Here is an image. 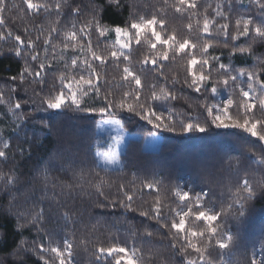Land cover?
I'll use <instances>...</instances> for the list:
<instances>
[{
    "label": "trees",
    "instance_id": "obj_1",
    "mask_svg": "<svg viewBox=\"0 0 264 264\" xmlns=\"http://www.w3.org/2000/svg\"><path fill=\"white\" fill-rule=\"evenodd\" d=\"M34 3H47L54 5L57 0H33ZM65 5L62 9L63 16L57 17L55 11L46 14L29 12L23 0H6L8 10L2 15L4 25L0 26V93L4 100L0 102V150L5 151L6 156L0 157V264H43L40 259L39 245L45 244V248L60 247L64 251L63 241L67 238L72 243L71 264H115L118 257L103 256L98 252L101 247L125 246L137 250L136 256L140 264H185V255L171 247L173 233L170 225L173 219L178 222L176 211L185 207L189 201H180L176 196L177 186L187 190L193 195L190 200L195 204V194L204 191L208 197L204 199L205 207L214 206L220 212V218L214 222L220 225L217 235L208 239L207 222L196 221L194 216L186 217V228L195 231H204V237H193L192 242L198 246H207L204 253L205 260L211 264H247L255 253L256 258L261 257L259 240L264 229V198L259 195L252 201L245 203V215L237 217L234 205L235 198L242 194L240 183L247 178L251 185L259 192L264 190V165L259 160L264 158V142L258 137H252L242 129H215L206 134L178 135L175 133L161 132L163 144L158 151H149L144 147L143 139H131L122 155L123 166L121 168H108L102 166L96 157V143L98 141L97 124L100 117L92 113H74L71 110H49L32 112L25 108L23 111L32 112L31 116L20 123L17 119L18 110L14 105L16 95L9 90L19 83L12 81L11 77L19 76L26 67L39 70L40 61H44V39L48 36V30L57 28L53 32L51 44L56 45L53 58L50 51L47 53L53 70H48L46 81L48 88L59 89V77L63 72L66 75L75 70L65 69V63L70 65L73 56H79L80 61L87 58L92 61V56L87 52V40L79 35V28L91 19L90 0H59ZM103 5L100 13L101 23L112 29L115 25L121 27L130 26L132 17L151 19L153 16L163 19L165 26L162 37L167 38L175 34L178 40L189 39L197 43L196 49H186V52L195 54L200 58V46L204 43H212L209 49L208 59L220 57V62L229 65L235 70L244 68L245 71L264 73V42L259 39L251 44L250 37L231 39L236 35L235 21L243 17L252 18L256 22L264 19L259 6L250 0H231L232 11H228L225 0H195L198 7L188 10L186 6L181 12L176 11L179 0H117V3H109L108 0H95ZM77 4L82 9L80 16L69 15L71 8ZM229 17L227 21L216 15L217 5ZM15 5L16 7H13ZM71 6V7H69ZM194 13V14H193ZM207 17L210 21V33H203V21ZM76 24L78 37L75 50L70 46L67 51L61 52L65 42V34ZM228 23V36L217 32V26ZM192 28L189 29L188 25ZM242 27V25H241ZM37 28H43V34L37 32ZM13 33L8 37V32ZM156 31H161L156 25ZM135 30H131L132 41L130 49L124 51L130 53L129 61H124L121 56L118 63L113 61L111 52L117 50L116 35L109 31L105 37L99 38L93 29L91 43L93 50L103 54L108 59L104 66L97 65L101 83L110 90L113 97L119 100L122 93L129 90L123 80V68L130 67L142 80L144 89L141 95L143 100L150 95V85L153 82L163 84V77L152 65H143L145 57L155 55L164 48L157 44L156 49L151 48L150 42H155L151 36V30L142 32L140 43L137 44L134 36ZM16 34L37 41L40 60L32 61L28 57L25 64V55L17 58L13 49L17 46L14 39ZM83 39L84 51H80L79 41ZM227 39L228 46H224ZM99 46L97 47V44ZM251 44V53H233V45L247 47ZM171 56V52H170ZM190 56L179 54L175 60L164 61V73L171 79L177 76L181 80L176 85L178 99L167 105L176 112L175 119L187 121L188 117H198L202 122L207 112L201 107V101L207 96L209 105H219L223 100L231 96L234 106L230 109L233 116L243 113L238 107L243 101L239 88L233 90L231 86L225 87L218 84V94H197L190 89L181 87L183 78L187 73V60ZM215 64V61H212ZM194 70H199V65ZM235 74V73H233ZM216 72L213 70L215 80ZM31 79V77H29ZM246 81L247 77H241ZM67 82V81H66ZM132 87H135L134 84ZM171 87V85H169ZM243 87L247 89V84ZM47 90V89H46ZM30 94V93H29ZM103 94V91H102ZM249 103H256L257 108L252 112L255 119L264 121V113L259 109V99L264 98V93L259 91L250 93ZM11 95V103L7 97ZM87 104L97 103L91 94L84 98ZM191 105V107L189 106ZM118 118H122L124 127L133 132L149 133L153 131L151 125L126 111L118 112ZM252 118V117H250ZM211 118L209 117V120ZM40 121H47L52 131L42 127ZM242 121V115H241ZM259 131V126H258ZM4 142L8 147L4 148ZM23 149V153H21ZM83 162V163H82ZM47 169L48 176L43 172ZM14 181V183H10ZM154 184L153 189L145 187L146 184ZM102 184L103 196L98 194L96 185ZM134 196L133 207L138 209L154 206L159 198L162 207V219L160 222L141 217L137 212L125 211L119 206L113 208L112 201L123 200L124 195L120 186ZM11 193V196H9ZM14 197V199H12ZM104 203L107 207L101 208ZM44 210L42 221L43 231L37 233L36 227L25 226L24 220H17L16 214L25 213L30 220L33 215ZM67 215V219H65ZM168 225L163 227L162 225ZM39 227V225H37ZM148 232L152 235L149 236ZM221 232L233 234L240 241L239 247L229 245L228 249H220L216 239L221 238ZM35 242V244H33ZM22 248L30 250L27 253ZM67 257V252L65 251ZM44 258L50 264H59L54 253L45 251ZM189 259L199 261V255L192 249H188Z\"/></svg>",
    "mask_w": 264,
    "mask_h": 264
},
{
    "label": "snow or ice",
    "instance_id": "obj_2",
    "mask_svg": "<svg viewBox=\"0 0 264 264\" xmlns=\"http://www.w3.org/2000/svg\"><path fill=\"white\" fill-rule=\"evenodd\" d=\"M111 3H117V0H108ZM250 2L255 3L259 6V9L264 15V0H250ZM24 5L29 12L39 14L43 11L46 14H51L55 11L56 16L59 18L63 16L62 9L65 7L62 3L57 0V2L52 4L47 3H34L33 0H23ZM91 3V19L87 20L80 28L79 35L83 39L87 40V52L91 54L92 61H89L87 58L80 61L79 56H73L70 60V65L65 63V69L75 70L74 72L66 75L61 73L59 77V89L48 88L46 75L48 70H55L51 62L45 63L48 61L50 48L49 45L53 39L52 33L57 32V28L52 27L48 30V36L44 39V48L43 51L46 54L44 61H40L39 70L32 69L31 66H26L20 73L19 76L11 77L12 81L19 80V83L16 84L9 91L16 95L15 109L18 110L17 119L20 123H24L25 119L31 116L32 112L36 111H45L49 110H71L74 113H92L96 114L101 118V121H97V127H99L100 122L105 124H115L121 128L124 126L122 123V118L117 119V113L126 111L130 114H133L139 118L141 121H145L148 125H151L153 131L149 132V136L156 137L161 132L175 133L178 135H194V134H206L215 129H229L236 128L242 129L244 132L249 133L252 137H258L259 141L264 142V121L260 119H255V114L252 112L253 109L257 108L256 103L247 102L250 99V93L256 92L257 87L261 93H264V73H258L254 71H245L244 68H240L238 71L234 68H231L229 65H226L220 62V57H212L210 61L208 59L209 49L213 47L212 43H204L200 46V58H197L195 54L186 52V49H196L198 47L197 43H193L189 39L178 40L176 35H170L167 38L162 37V31L165 26V21L163 19H157L156 16H153L151 19L140 18L139 21L135 16L132 17L130 26L121 27L115 25L112 29L105 27L100 20V13L103 11V5L98 4L95 0H90ZM225 3L228 5V11H232V2L231 0H225ZM179 5L176 7L177 12L184 10L183 6H186L188 10H195L198 5L195 0H179ZM117 6L118 3H117ZM13 7H16L13 5ZM71 7V6H69ZM222 6L217 5L215 10L216 15L221 19L227 21L228 16L224 14L221 10ZM8 10L6 0H0V26H3L5 21L3 18V13ZM82 14V9L79 4L74 8H71L69 15L80 16ZM194 14V13H193ZM213 21H210L205 17L203 21V33H210V24ZM156 25H159L161 31H156ZM242 25V27H241ZM236 26V35H233L231 39L237 40L239 37H250L251 33H254L251 36V44H254L257 39L261 42H264V19L259 22H256L252 18H243L240 17L235 21ZM189 29L192 28V25H188ZM228 23L217 26L216 31L222 32L225 37L228 36ZM93 29L98 34L99 38L105 37L109 31H114L116 35V44L120 46L119 50H113L111 52V57L113 61L118 63L121 56L124 61H129L130 53H125L124 49H130V39L128 42L121 40V37L130 38L132 33L131 30H135L134 36L137 44L140 43V37L142 32L151 30V36L155 42L151 43V48L156 49L157 44L163 46L164 50L157 52L155 55L145 57L142 61L143 65H152L154 68H150V71H156L160 77H163V84H158L153 82L150 85V95L146 96L143 100L141 95L144 89L141 77L134 72L130 67L125 66L123 68V80L128 85L129 90H126L122 93L119 100H116L113 97V94L110 90L105 87V83H101L100 73L97 72V65L95 61H99L100 66H104L108 63L107 57L101 53H97L93 50L91 43V36L93 34ZM37 32L43 34V28H37ZM13 33L8 32V37H12ZM78 37V32L76 24H72L71 31L65 34V42L63 44V50L61 52V58H63V51H67L71 46L73 50L76 49V42ZM0 38H3L0 35ZM14 39L17 43V46L13 49L14 54L17 58H20L22 55H25V64H28V57L32 61H39L40 55L37 49V41L40 39V36L36 37V40L28 39L27 41L21 37V35L16 34ZM83 39L79 41L80 51H84ZM249 44L247 47L240 45H233V53L239 52L241 54L251 53L252 47ZM99 43L97 44V47ZM224 46L227 47V39L224 41ZM56 50V45L51 44V52L53 53V58ZM171 52V56H170ZM183 53L186 56H190L187 60V73L183 78L182 89L187 88L192 90L197 94H207L211 93L212 95L218 94V84H223L226 88L231 86L233 90L239 88L240 96L242 98V103L238 106L244 111L242 114L233 116L230 113V109L234 106V100L229 96L226 100L222 101L221 104L209 105L207 103V96L201 101V107L207 112V116L202 122L198 117L189 116L187 121L177 120L176 112L173 108L167 107L172 101L178 99L176 85L181 84V80L177 76H173L171 79L164 73V61L169 59L175 60L179 54ZM212 61L216 63L213 64ZM199 65V70H194L196 66ZM213 70L216 72L215 80L213 78ZM235 73V74H233ZM247 77L246 81H241V77ZM31 77V79L29 78ZM67 81V82H66ZM247 84V89L243 87V84ZM134 84L135 87H132ZM171 85V87H169ZM47 89V90H46ZM103 91V94H102ZM30 93V94H29ZM91 94L92 98L97 103L87 104L84 100L85 97H88ZM8 102L11 103L12 97L9 95L7 97ZM4 96L0 93V102H3ZM191 107V105H189ZM31 108L32 112H25L23 109ZM259 109L264 113V98L259 99ZM242 115V121H241ZM209 117L211 118L209 120ZM252 117V118H250ZM42 127L48 129L49 132L52 131L51 125L47 121H40ZM259 126V131H258ZM116 145L118 146L122 140V137L114 138ZM8 147V143L4 142V148ZM23 153V149L20 150ZM6 153L3 150H0V157H5ZM96 157H103L104 162L106 163H115L119 158V152L116 148L110 147L107 152L95 153L93 158V164L96 163ZM83 163V162H82ZM259 164L264 165V158L260 159ZM43 175L45 178L48 176L47 169L44 170ZM14 183V181H10ZM148 189H153L154 184L148 183L145 185ZM98 194L100 196L104 195L102 191V184L96 185ZM123 191L124 199L112 201L111 206L113 208L119 206L125 211L137 212L141 217L147 218L149 220H156L160 222L164 217L162 216V207L160 205L159 198L157 197L156 203L154 206L149 208L138 209L133 207L134 196L129 194L127 190L124 189V186H120ZM239 188L242 190L240 194L234 200V204L229 205V209H233L234 205H239L235 209L237 217H243L245 215V203L252 201L259 195L261 198H264V190L259 192L251 185L249 180L245 178L239 185ZM193 194L187 190L180 189L177 186L176 196L180 201H189L185 205L187 211H184L183 208L176 211L175 215L179 216L178 222L173 219L170 227L175 230L173 233V243L171 247L177 249V244L179 245L178 251L185 255V264H198L197 260L189 259L188 249H192L195 253L199 255V261H202L203 264H211V261L205 260L204 253L207 250L205 245L203 248L198 246L197 243L192 242L193 237H204V231H195L192 228H186V217L194 216L196 221H205L207 222V233L208 239L211 240L218 233V228H221L220 225H215L214 222L218 221L221 213L215 210L214 206H208L207 210H200L205 207L203 204L204 199L208 197V192L203 189L201 192L195 194V204L197 207L193 208V202L190 200V197ZM11 196V193H9ZM14 199V197H12ZM101 208L107 207L108 205L101 203L99 205ZM17 220H24V224H21L20 227L25 226L36 227L37 233L43 231L42 221L44 219V210L41 209L40 212L36 213L29 220L27 214L17 213ZM65 215V219H67ZM39 225V227H37ZM163 227L168 225L164 224ZM148 235L151 236L152 233L148 232ZM221 238L216 239V244L220 249H228L229 245L234 247L240 246V241L234 238L233 234L230 232L226 234V239L224 238L225 233L221 232ZM64 251L60 247H51L49 242V247L46 249L44 243L39 245L40 259L43 261V264H50V261L44 258L45 251H50L55 254V257L58 258L59 264H71V255H72V243L65 238ZM261 248V257L260 259L256 258L255 253L250 260L247 261V264H264V229H262V236L259 240ZM35 244V242H33ZM30 250L28 248H22L21 251L27 253ZM65 251L67 252V257L65 256ZM98 252L101 257H98V261L103 257H118L115 261V264H140L139 259L136 256L137 250L133 247L129 249L125 246H113L104 248L101 247L98 249ZM223 264V262H221Z\"/></svg>",
    "mask_w": 264,
    "mask_h": 264
},
{
    "label": "rangeland",
    "instance_id": "obj_3",
    "mask_svg": "<svg viewBox=\"0 0 264 264\" xmlns=\"http://www.w3.org/2000/svg\"><path fill=\"white\" fill-rule=\"evenodd\" d=\"M132 41V36L130 38L121 37V40L128 42ZM117 50H119L120 46L116 44ZM128 49H124L126 51ZM251 96V94H250ZM224 101V100H223ZM117 119H120L116 117ZM101 121V118L98 120ZM98 133V141L96 143V152H107L110 147H114L119 152V158L115 163H106L104 162L103 157H97L98 162L108 168L116 169L121 168L123 166L122 155L125 152L127 145L131 139H143L144 147L146 150L149 151H158L161 149L163 144V135L159 133L156 137L149 136V133H140V132H133L126 129L124 126L121 128L115 124H105L100 122L99 127H97ZM122 137L120 144L117 146L114 140L115 137Z\"/></svg>",
    "mask_w": 264,
    "mask_h": 264
}]
</instances>
